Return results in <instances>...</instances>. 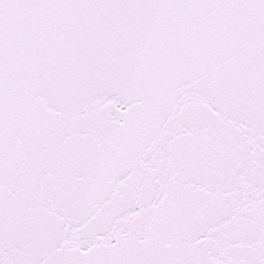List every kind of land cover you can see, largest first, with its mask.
I'll list each match as a JSON object with an SVG mask.
<instances>
[{
	"label": "snow or ice",
	"instance_id": "6c2138e0",
	"mask_svg": "<svg viewBox=\"0 0 264 264\" xmlns=\"http://www.w3.org/2000/svg\"><path fill=\"white\" fill-rule=\"evenodd\" d=\"M0 264H264V0H0Z\"/></svg>",
	"mask_w": 264,
	"mask_h": 264
}]
</instances>
